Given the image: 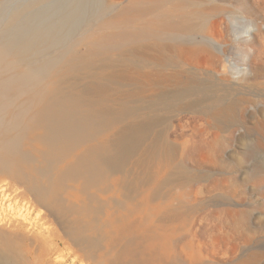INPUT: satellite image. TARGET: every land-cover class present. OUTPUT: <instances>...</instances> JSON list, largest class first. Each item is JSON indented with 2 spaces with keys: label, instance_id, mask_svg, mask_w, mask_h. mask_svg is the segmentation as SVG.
Wrapping results in <instances>:
<instances>
[{
  "label": "bare ground",
  "instance_id": "6f19581e",
  "mask_svg": "<svg viewBox=\"0 0 264 264\" xmlns=\"http://www.w3.org/2000/svg\"><path fill=\"white\" fill-rule=\"evenodd\" d=\"M214 9L203 0H128L84 34L86 55L74 49L28 76L7 73L0 59V175L7 177L0 191L12 200V184H25L15 196L22 194L28 209L0 218V264H167L172 225L183 215L170 201L172 184L186 176L179 156L188 148L197 166L194 155L202 149L208 166H221L228 140L257 135L264 146V113L243 133L254 114L225 82L228 73L239 80L242 68L229 65L227 72L223 60L213 58L205 76L196 57L205 44L178 37L201 32L213 38L222 27L220 21L208 26ZM149 65L154 68L146 70ZM250 66L242 76L254 69L264 74V43ZM92 70L99 80L58 98V76ZM176 109L203 119L188 127L185 142L171 139ZM246 146L252 155L254 145ZM190 172L189 218L199 192L215 202L234 195L218 179L196 190L198 176ZM236 213L226 207L205 215L222 225V214Z\"/></svg>",
  "mask_w": 264,
  "mask_h": 264
},
{
  "label": "rangeland",
  "instance_id": "374dc122",
  "mask_svg": "<svg viewBox=\"0 0 264 264\" xmlns=\"http://www.w3.org/2000/svg\"><path fill=\"white\" fill-rule=\"evenodd\" d=\"M127 2L128 0H0V59L6 64L7 73L25 76L37 73L73 54L74 49L80 55H86L88 48L84 34L93 29L102 17L113 14ZM203 3L207 8L215 7L208 18V26L211 28L215 22L220 21L221 30L213 31V38L201 32L181 33L178 37L194 45L205 44L206 50L196 54L202 65L200 70L205 76L212 74L210 60L213 58L222 59V69L227 72L229 65L242 68L239 80L228 73L225 82L238 88L239 93L248 100L245 103L248 112L254 114L247 116V121L242 126L244 133L248 127L263 119L264 113V74L258 72L254 75V69L250 76H242L247 67L252 72L250 65L259 46L264 43V0H203ZM14 57L18 59L17 63L13 60ZM152 66L154 65L147 66L146 70L153 69ZM169 70H173V67L168 66L166 71ZM97 75L93 70L61 74L58 76V98L63 100L72 90L99 80ZM170 114L172 124L177 126V132H173L171 139L177 142H185L191 124L203 121L195 111L176 109ZM258 137L250 135L248 138L228 140L218 157L221 166H208L202 149H198L194 155L197 166H192V155L188 154V148L179 156L181 174L186 176L179 183L172 184L175 187L170 201L183 215L172 225L174 245L167 264H241L243 261L242 264H264V146H258ZM249 143L255 148L252 155L245 153ZM190 170L198 176L194 186L196 190L199 191L208 180L218 179L234 195L215 202L212 200L214 197H204L199 192L194 218H189L187 191ZM5 178L7 177L0 175V190ZM12 185V200H7L8 196L0 191L3 199L0 201V218L28 213L27 199L22 198L20 193L15 196L25 184ZM226 207L235 209L237 213L235 216L222 214V225L212 215L210 219H206L205 213L208 210ZM45 211L42 208L41 215ZM39 216L37 212L29 215L36 221ZM48 218L51 219L50 223L59 228L54 217Z\"/></svg>",
  "mask_w": 264,
  "mask_h": 264
}]
</instances>
